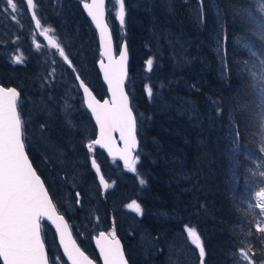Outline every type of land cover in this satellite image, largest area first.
<instances>
[{"label": "trees", "instance_id": "1", "mask_svg": "<svg viewBox=\"0 0 264 264\" xmlns=\"http://www.w3.org/2000/svg\"><path fill=\"white\" fill-rule=\"evenodd\" d=\"M111 2L107 0L106 4L108 22L114 21ZM124 3V40L130 58L126 91L137 120L139 169L145 181V188L135 199L143 209L145 225L154 236L171 232L165 223L155 226L157 221L151 214L169 211L171 224L177 213L181 217L177 219L186 220L188 227L200 234L205 248L203 264H238L234 258L237 250L254 245L260 237L255 225L257 212L250 201L264 186V176L259 174L264 168V153L260 151L256 121L262 97L252 81L253 65L259 70L260 56H264L262 5L258 0ZM79 7L78 22L90 25ZM111 31L117 41L114 28ZM252 52L260 55L253 56ZM150 58L153 64L148 70L146 61ZM0 84L12 86L1 79ZM146 88L151 89V97ZM26 92L31 98L28 100L21 91L19 99L26 153L46 185L37 162L49 152L39 150L35 134L41 132V125L50 123L37 116L38 99L44 100L40 93L29 87ZM160 158L176 160L166 166ZM164 166L166 172L160 174ZM174 172L187 176L186 181L177 183L179 189L186 190L176 195L179 206L167 192L172 184L158 183L167 181ZM106 201L101 203L105 205ZM114 213L109 214L122 238L129 220L122 211ZM67 220L73 229L72 220ZM42 237L50 264H65L52 230L44 224ZM78 243L98 261L91 244ZM122 244L129 252L128 237Z\"/></svg>", "mask_w": 264, "mask_h": 264}, {"label": "rangeland", "instance_id": "2", "mask_svg": "<svg viewBox=\"0 0 264 264\" xmlns=\"http://www.w3.org/2000/svg\"><path fill=\"white\" fill-rule=\"evenodd\" d=\"M81 1L84 0H34L35 8L30 10L27 0H15L16 12L5 9L6 0L0 3V79L4 84L16 87L20 93L24 92L25 97L29 96L26 92L27 87L40 93L39 96L44 100L38 99L40 105L37 116L47 119L45 124L50 123V127L45 126L43 131L39 127L41 132L35 134L39 141V150L49 152L46 154L48 158L46 155H43L44 159L42 156L39 158L38 169L46 181L49 192L59 204L62 214L66 219L72 220L73 234L82 244H91V236L99 230L109 231L111 220L116 217L114 212L118 210L129 220V224L121 233L123 241L126 242L128 237L131 242V248L126 252L129 262L201 264L199 250L191 244L185 231L188 223L186 220L177 219L179 217L177 213L173 214L174 224H170L171 212L152 213L151 216L157 221L155 226L165 223V228L172 230L154 236L145 225L144 212L137 214L127 207L145 188V183L140 184V179L144 180L139 169L140 160L134 173L129 168L106 158L101 152H96V160L108 181L107 201L105 205L101 203L99 188L89 169L85 151V144L94 136V126L75 83V78L79 75L96 94L103 93L102 84L94 68V62L98 57L96 34L90 25L78 22V5ZM110 5L114 21L109 24L114 28L119 46L124 40V28L116 16L118 11L116 0ZM33 13L40 21L39 25L33 19ZM45 29L51 30L47 32V36H55L68 56L71 66L59 55L57 49L48 44ZM14 55L19 56L22 63H13ZM30 98L31 96L28 100ZM32 101L33 99L29 101L31 105ZM160 160L167 166L176 159ZM166 166L162 168L160 174H165ZM166 179L167 181L159 180L158 183L172 184L167 192L175 205L179 206V198L176 195L181 191L185 193L186 190L179 189L177 183L186 181L187 176L174 172ZM77 199L80 200L79 204L76 203ZM250 202L252 209L257 212V220L264 219L261 209L254 206L258 198L254 195ZM106 210L114 213V217ZM258 234L261 237L262 234L259 232ZM260 237L252 245L258 249L248 245L237 250L235 255L241 264L242 251L246 252L250 261L254 260L255 264L264 261V240Z\"/></svg>", "mask_w": 264, "mask_h": 264}, {"label": "snow or ice", "instance_id": "3", "mask_svg": "<svg viewBox=\"0 0 264 264\" xmlns=\"http://www.w3.org/2000/svg\"><path fill=\"white\" fill-rule=\"evenodd\" d=\"M4 0H0V3ZM262 5L261 11L264 12V0H258ZM104 4L105 0H92L91 3H84L83 6L87 10L88 15L95 22L96 28L100 31L102 44L105 42V34L108 31L107 24L104 23ZM118 11L117 19L121 26L125 22V3L124 0H116ZM28 8L34 9V0H27ZM5 9L17 11V3L15 0H6ZM33 19L37 25L40 21L33 13ZM50 29H45L44 34L48 40V44L59 51V55L68 61V56L64 49L57 41L55 36H47ZM261 39H264V31L260 33ZM111 37L108 36V43L104 46L102 56L108 58L109 63L104 65L100 62L103 69L104 80L107 82L111 100H105L103 103L95 100L89 87L80 83V87L86 94L85 103L90 109L96 124L99 126L100 135L97 139L92 140L86 145L89 152L93 151V145H101L107 147L109 152L112 148L109 146L111 141L110 132L118 130L124 143L121 152V159L125 166L132 172H136V164L139 161V154L133 156L132 153L137 149V120L133 115V110L129 106V97L124 90V79L126 76L127 50L125 47L120 49L119 57L111 56ZM253 56H259L258 52H252ZM69 65L71 66V62ZM13 63H22L19 56H13ZM153 61L148 59L146 67L151 70ZM247 64V62H246ZM260 67L253 65L252 81L259 86L262 97L261 111L256 114L257 131L260 138V151L264 153V56H260ZM73 71L75 69L73 68ZM52 75V73H49ZM77 80L80 76L77 75ZM148 95L151 97L150 88H146ZM20 92L16 87L0 86V261L2 264H50V259L45 253V243L42 239L41 220L47 217L53 223L62 221V216L55 214L52 200L49 198V191L45 188V182L42 181L41 175L37 174V170L33 168L26 153L25 139V122L22 118L21 106L19 104ZM45 125H41V130ZM92 167L99 172L95 159H92ZM264 176V168L259 173ZM100 183L107 188L104 178L101 177ZM145 181L140 179V184ZM79 197V193H77ZM258 202L254 205L261 209L264 214V186L255 193ZM77 204L80 200L77 199ZM128 208L137 214H142L143 209L136 201H131L127 205ZM256 230L264 240V219L256 220ZM66 227V225H65ZM57 230L60 233L61 244L64 253L71 264H94L75 242L66 243L65 233L61 229V225L57 223ZM187 236L192 245L199 250L201 264L205 257V248L200 234L194 227H185ZM248 235H252L251 232ZM103 257L104 264H128L125 253L121 248L120 241L116 239L114 233L106 234L101 232L96 240ZM251 250V248H249ZM243 257L242 264H255L254 260L250 261L246 252H241ZM241 264L238 257H234ZM264 264V261H261Z\"/></svg>", "mask_w": 264, "mask_h": 264}, {"label": "water", "instance_id": "4", "mask_svg": "<svg viewBox=\"0 0 264 264\" xmlns=\"http://www.w3.org/2000/svg\"><path fill=\"white\" fill-rule=\"evenodd\" d=\"M106 1L105 0V4H104V8H103V11H104V23L107 24V28H108V31L107 33L105 34V42L104 44H102L101 42V38H100V31L99 29L96 28V25H95V22L91 19V17L88 15V12L87 10L84 8L83 4L84 3H91L92 0H84V1H81L80 2V7H81V10L82 12L84 13V15L86 16V18L89 20L90 24L92 25L95 33H96V38H97V46H98V60L96 61L95 63V66H96V69L100 75V79H101V82L103 84V86L105 87V92H106V97H104L103 99L99 100L94 94L93 92L90 90V92L92 93V96L95 98V100L99 101L100 103H103L105 100H111V95L109 93V90H108V85H107V82L104 80V76H103V69L101 68L100 66V62L102 61L104 65H107L109 63V60L107 57L105 56H102L101 53L104 51V46L106 43H108V36L110 35L111 37V40H110V44H111V53L110 55L111 56H114L116 58L119 57V53H120V49L122 47H125L126 50H127V44L126 42L123 40V42L121 41L120 45H119V48H118V51H116L115 49V43H114V39H113V36H112V32H111V29L107 23V20H106V11H105V6H106ZM128 63H129V54H128V51H127V61H126V76H125V79H124V90H125V93L127 94L126 92V89H125V84H126V80H127V76H128ZM82 79L80 78V80H77L76 79V84H77V87L81 93V96H82V101H83V105H84V108L86 109V111L89 113L90 117H91V120L93 122V125L95 127V130H96V133H95V137L93 140L97 139L100 135V129H99V126L96 124V121H95V118L93 117L90 109L87 108V105L85 103V99H86V94L83 92V89L80 87V83H81ZM85 84V83H84ZM86 85V84H85ZM2 86V85H0ZM87 86V85H86ZM9 87H13V86H9ZM128 95V94H127ZM129 97V96H128ZM129 106L131 107V103H130V98H129ZM133 115H134V112H133ZM135 117V115H134ZM110 136H111V141H110V147L112 148V151L109 152L108 148L107 147H103L101 145H93L92 148H93V151L92 152H89V149L86 145H85V149L87 151V155H88V162H89V165H90V168L92 170V172L94 173L95 175V178H96V181H97V184L99 186V189H100V193H101V197L103 198L104 197V194L105 192L107 191V188H105L101 183H100V179L101 177H103L102 173H101V170L99 172H97L93 167H92V159H95L94 158V148L102 151L105 156L109 159H112V160H115L117 162H119L121 165H123L124 167H127L125 166L123 160L120 158L121 157V152L124 148V143H123V140L121 139V136H120V132L118 130H115V131H111L110 132ZM92 141V140H91ZM138 147H139V141H138V138H137V149H135L132 153L133 156H135V153L137 152L138 150ZM30 160V159H29ZM31 162V161H30ZM97 166L99 167V165L97 164ZM104 178V177H103ZM42 179V178H41ZM43 181V180H42ZM105 183L107 184L106 180L104 179ZM46 188V186H45ZM47 190V189H46ZM49 198L51 199L50 195H49ZM52 200V199H51ZM52 205H53V208L55 209V214L57 216H62L63 217V220L62 221H57V223H59L61 225V229L64 231L65 233V242L66 243H71V242H75V245L77 247H79L81 249V247L78 245V243L76 242V240L74 239L72 233H71V230L69 228V225L65 219V217L60 214L57 209L55 208L54 206V203L52 201ZM41 223H45L49 228H51V230L53 231L54 233V236H55V241H56V245L65 261L66 264H71L70 261H68L67 259V256L65 255L64 253V249H63V245L61 244V239H60V233L58 232L57 230V223H53L52 220H49L47 217H44L42 218L41 220ZM66 225V227H65ZM101 232H98L95 236H93L91 238V241H92V246L97 254V257H98V262L97 263L95 260H93L92 258H90L88 256V254H86L82 249L81 251L84 252V254L86 256L89 257V259L93 260L94 264H104V261H103V257L101 256V253H100V249L96 243V240L97 238L99 237V234ZM111 233H114V232H111ZM107 234V233H106ZM115 234V233H114ZM116 237V235H115ZM117 240H119L117 237H116ZM120 241V240H119ZM120 245H121V248L123 249V246L120 242ZM124 251V250H123ZM45 253L46 255L48 256L47 254V250H46V246H45ZM125 253V252H124ZM126 257V255H125ZM127 259V258H126ZM1 264H2V261H0ZM129 264V263H128Z\"/></svg>", "mask_w": 264, "mask_h": 264}, {"label": "bare ground", "instance_id": "5", "mask_svg": "<svg viewBox=\"0 0 264 264\" xmlns=\"http://www.w3.org/2000/svg\"><path fill=\"white\" fill-rule=\"evenodd\" d=\"M209 3V2H208ZM219 17V16H218ZM216 20H218L217 19V17H216ZM219 21V20H218ZM196 23V22H195ZM216 24V23H215ZM216 26V25H215ZM221 28V27H220ZM237 45V44H236ZM240 47V46H239ZM250 50V49H249ZM238 51V50H237ZM246 53V52H245ZM248 53H249V51H248ZM231 59H232V57H231ZM167 65V64H166ZM169 71V70H168ZM215 72V71H214ZM217 72V71H216ZM226 79V78H225ZM79 92V91H78ZM234 113V112H233Z\"/></svg>", "mask_w": 264, "mask_h": 264}]
</instances>
